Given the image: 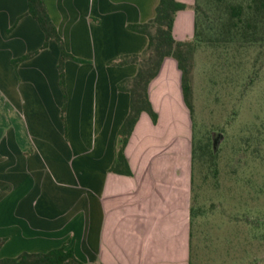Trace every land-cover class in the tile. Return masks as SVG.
<instances>
[{
  "label": "crops",
  "instance_id": "obj_1",
  "mask_svg": "<svg viewBox=\"0 0 264 264\" xmlns=\"http://www.w3.org/2000/svg\"><path fill=\"white\" fill-rule=\"evenodd\" d=\"M175 17L176 41H193L196 0ZM65 51L28 0H0V259L65 247V264H190L193 121L177 60L149 86L158 114L143 113L113 172L130 111L120 85L135 78L146 35L129 28L160 0H43ZM23 61L17 60L28 56ZM64 117V119H63Z\"/></svg>",
  "mask_w": 264,
  "mask_h": 264
},
{
  "label": "rangeland",
  "instance_id": "obj_2",
  "mask_svg": "<svg viewBox=\"0 0 264 264\" xmlns=\"http://www.w3.org/2000/svg\"><path fill=\"white\" fill-rule=\"evenodd\" d=\"M200 1L193 264H264V32L229 35L213 0Z\"/></svg>",
  "mask_w": 264,
  "mask_h": 264
},
{
  "label": "trees",
  "instance_id": "obj_3",
  "mask_svg": "<svg viewBox=\"0 0 264 264\" xmlns=\"http://www.w3.org/2000/svg\"><path fill=\"white\" fill-rule=\"evenodd\" d=\"M28 15L37 20L41 29L46 35V44L50 39L57 40L61 45V62L59 65L61 73V85L64 89V62L66 59H74L68 54L62 44L57 28L50 18L43 0H28ZM189 8L177 0H160L156 9V16L147 24L131 25L129 28L135 32L144 34L149 39V45L146 51L141 55L130 56L122 59L119 65L127 63H137L139 71L135 78L123 82L120 85L122 90L130 94V111L125 119L118 134L117 156L112 167V171L124 175H132L131 169L125 155V149L129 139L139 122L143 113L151 116L153 122L158 121V114L154 110L149 98V86L158 76L161 67L166 58L173 57L177 60L179 68L182 71V90L185 103L190 110L193 120V203L191 209V260L193 264V218L195 205V162L197 159V150L195 146V124H194V89H193V71H194V53L197 44L203 42L204 29L203 21L209 17V12L196 0L192 7L195 11V36L193 41L179 42L173 36V26L177 13ZM213 9L216 13L224 16V29L229 35H240L242 37L255 38L260 30L264 32V0H248L245 4L243 0H213ZM208 20V19H207ZM25 56L16 61L28 59ZM64 119V117H63ZM74 258L72 250H66L65 247L53 250L46 254L24 253L17 258L0 259V264H65L68 260Z\"/></svg>",
  "mask_w": 264,
  "mask_h": 264
}]
</instances>
